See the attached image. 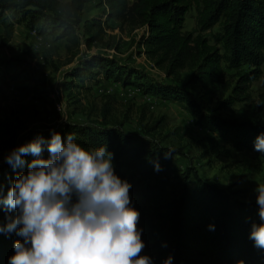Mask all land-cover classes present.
I'll return each instance as SVG.
<instances>
[{"label":"trees","instance_id":"trees-1","mask_svg":"<svg viewBox=\"0 0 264 264\" xmlns=\"http://www.w3.org/2000/svg\"><path fill=\"white\" fill-rule=\"evenodd\" d=\"M92 1L106 6L107 19L133 29L145 26L147 34L140 44L146 57L167 75L188 69L191 82L200 85L206 104L217 102L219 109L226 110L237 102H248L245 108L231 109L226 118L201 112L196 122L214 134L213 140L249 152L264 163V153L254 150L256 137L264 134V93L257 101H251L250 96L251 85L261 77L264 63V0H22L24 6L34 8L23 23L38 35L65 39L77 46L78 36L71 23L80 20L84 6ZM193 6L200 30L223 17L222 32L215 34L220 47L210 44L201 33L183 31L186 14ZM6 10L0 3V27L7 41L14 22L8 19ZM83 27L87 45L102 40L100 19L85 21ZM244 66L245 70H237ZM226 67L235 71L227 74ZM95 73L125 87L134 86L145 94L186 105L193 103L181 88L145 81L137 71L114 65L100 55H92L72 67L67 73L68 82L82 84ZM109 110V106L104 109L105 121L99 126L67 124L64 130L74 134L75 142L86 150L104 146L113 154L114 173L131 184L129 206L140 214L137 228L145 245L141 256L150 257L151 264H163L169 257L171 264H264V249L250 239L252 226L264 223L256 202L230 197L203 181L186 186L175 175L169 159L171 149L148 146L107 126ZM20 114L22 118L0 117V149L8 154L38 137L47 141L53 133L27 129L23 121L27 114L22 110ZM169 152L171 155L166 158ZM47 156L45 150L43 157ZM22 158L30 162L34 157ZM21 171H27V163L15 170L5 161L0 164V197L6 196ZM169 194H175L174 198L169 200ZM15 215V211L8 213L0 205V226L7 223V216ZM17 240L22 242L14 232H0V264H9Z\"/></svg>","mask_w":264,"mask_h":264},{"label":"rangeland","instance_id":"rangeland-1","mask_svg":"<svg viewBox=\"0 0 264 264\" xmlns=\"http://www.w3.org/2000/svg\"><path fill=\"white\" fill-rule=\"evenodd\" d=\"M132 1V0H130ZM7 7L5 14L14 22L13 32L6 41L0 27V117L22 118L24 127L69 134L67 124L99 126L105 121L104 109L109 106L106 122L140 143L167 147L173 151L170 162L175 175L186 186L200 181L214 185L230 197L256 202V187L264 185V163L246 151H239L220 140L197 123V114L204 112L226 118L231 109L247 107L248 102H237L229 109L218 108L217 102L206 104L199 84L191 82L190 71L181 69L167 75L148 59L140 44L147 34L145 26L130 28L118 21L107 19L106 6L87 3L76 23L72 22L78 36L74 46L65 39L55 40L48 35H38L23 23L24 17L34 10L24 6L22 0H0ZM100 19L103 28L101 41L87 45L85 21ZM195 6L186 14L185 32L201 33L212 45L215 34L222 32L223 17L207 29L196 24ZM106 43L112 46L107 48ZM92 55L110 59L114 65L133 69L143 80L173 84L184 90L191 105L145 94L134 86H123L103 74L95 73L82 84L68 82V71ZM240 67L237 70H245ZM227 74L235 69L225 68ZM264 93V63L261 77L250 88L251 101ZM36 111V113H35ZM216 139V138H215ZM8 152L0 149V164ZM113 167H114V162ZM180 185V184H179ZM175 194H169L168 199Z\"/></svg>","mask_w":264,"mask_h":264},{"label":"clouds","instance_id":"clouds-1","mask_svg":"<svg viewBox=\"0 0 264 264\" xmlns=\"http://www.w3.org/2000/svg\"><path fill=\"white\" fill-rule=\"evenodd\" d=\"M75 140L74 134L53 132L49 140L38 137L4 157L13 170L27 163L0 197L3 209L16 213L0 232L22 238L14 242L9 264H151L140 255V214L129 206L131 184L114 173L113 154L104 146L86 150ZM254 150L264 153V134ZM26 155L34 158L26 162ZM255 192L264 221V185ZM250 239L264 249V223L252 226ZM163 264H171V257Z\"/></svg>","mask_w":264,"mask_h":264}]
</instances>
